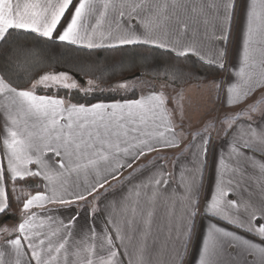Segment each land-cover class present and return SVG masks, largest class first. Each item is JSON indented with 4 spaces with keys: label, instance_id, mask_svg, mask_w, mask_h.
Listing matches in <instances>:
<instances>
[{
    "label": "snow or ice",
    "instance_id": "obj_1",
    "mask_svg": "<svg viewBox=\"0 0 264 264\" xmlns=\"http://www.w3.org/2000/svg\"><path fill=\"white\" fill-rule=\"evenodd\" d=\"M240 2L241 0H204L198 8L192 10L191 22L185 21L183 27L177 26L175 28V39L170 38L167 43L155 44L156 37L152 34L151 21L144 25L145 30L140 35L132 30L117 39L120 45H154L159 48H167L177 58L195 57L206 67L214 68L217 72L228 73V76L221 78L219 81H212L210 83L211 87L221 91L227 87L229 93H236L237 101L241 97L246 101L257 87H264V79L252 84L245 80L243 86L231 82L235 77H245V69L248 67L250 58V44L256 34L255 12L252 10L253 6L245 0L247 29L242 28L240 35L243 61H241L238 49L236 59L230 65L228 60L230 55L229 43L232 39L231 30ZM70 6L73 8L70 19L60 31H57L61 19ZM110 7L115 8L117 5L111 3V0H77L75 5H73V0H56V2L46 0L44 3H41V0H0V61H2L0 71L5 74L0 76V94L11 97L13 103L20 105L25 115L34 120V128L36 125L39 126L37 131L27 133L26 139H18L20 133L13 130V127L17 125V120L12 117L7 106H5L4 111L8 113V119L11 120L13 127H6L7 138L3 141L8 150V163L4 169H0V214H5L10 207L3 181L5 170L10 181L17 178L31 177L40 179L41 186H43V181H53V176L45 171L46 169L50 170L48 162L44 159V155L48 151L52 152L55 157L60 158L52 165L60 175H63L66 165H75L74 168L69 167L68 171L75 173L77 176L95 174L97 171L107 173L102 180L92 183L90 187L85 189V192L91 195L97 190V187H103L109 177L116 178L121 168L131 167V162L145 155L146 152L154 151L158 146H175V140L154 139L152 134V129L161 122L162 110L168 112L169 115L173 111L165 108L166 99L163 96L153 94L141 96L137 99L113 100L107 103L97 102L90 105L82 103L69 104L66 106L62 98L36 95L35 87L36 85L47 87L49 82L63 84L68 78L67 73L61 72L55 76L42 75L30 90L17 91V88L12 87L8 82L11 79L8 74L12 71L10 57L14 53L17 58L27 54L24 46L19 45L13 36L14 30L34 32L39 37L48 40H56L71 45H83L91 49L96 47L97 44L93 39L95 29L89 27L88 21L90 18H95V23L98 25L100 19L103 18L100 9L107 11ZM172 7L183 8L187 6L182 0H172ZM98 13L99 18H96ZM164 19L167 20L168 17ZM158 26L166 25L158 22ZM209 38L213 40L214 44L218 42L219 46L211 49L213 53L211 59H205L207 53L201 55L200 44ZM238 65L240 71L233 74L231 69L236 68ZM169 71L176 74L181 70L173 65ZM5 76H8V79ZM88 83L91 84L92 82L89 81ZM63 86L74 88L75 84H63ZM117 86L125 87L126 82H121ZM180 99L178 93L174 101V111L176 113L182 111ZM261 104H264V94L249 107L248 111H256ZM180 118L182 121L183 118ZM168 123L171 122L168 121ZM213 126H215V122ZM167 130L165 128V131ZM165 131H160L159 136L164 137ZM171 134L176 135L174 131ZM210 141L209 130L205 129L200 136V148L196 154L198 159L206 153V145ZM260 143L264 144V134H262ZM193 147L195 146L193 145ZM244 147L250 148L252 145L244 142ZM33 157H35V160H33ZM125 157L130 159L128 162L122 163L121 161ZM31 163L37 165L35 170L28 167V164ZM200 163L202 164L203 161L201 160ZM165 172L166 170L160 169L158 165L147 182L141 181L139 189L133 186V194L137 197L135 202L128 197L121 196L119 200L115 201L114 205L107 206L106 210L111 213L112 208L116 207L126 211L130 226L139 218L140 222L145 225V234H147V229L151 224V207L166 198L171 199L167 195L169 189L165 187L170 177ZM145 191L148 197L147 200L141 198V192ZM199 191L200 188L195 179L183 185V213L179 221L180 243L170 252L171 264H184L183 257L188 244L192 240L196 217L202 211L199 202ZM85 192L66 193L57 196L56 191L53 190L50 195L37 194L32 196L23 203V207L25 210H29L33 205L43 206L46 203L70 204L72 200L68 198L69 195H72L76 200H82L85 199ZM225 195L224 188L221 184H218L217 195L204 202L203 214L223 218L237 228L264 238V199H261L258 205L244 202L243 213L233 212L228 215L225 209L230 210L236 202L225 201ZM262 195H264V192H262ZM88 211L91 215L94 209ZM31 220L32 214L29 212L28 218L19 224L18 233H30ZM113 223H115L114 220ZM0 227H2V224H0ZM116 227L119 229L118 224ZM173 227H175V223ZM89 233H91V226H89ZM117 234L119 235V232ZM43 235L47 237V233ZM209 235L214 237V243L210 246L207 239H201L199 264H215V248L218 247L215 237L217 236L230 238V242L235 241L246 251H259L264 254V248H260L259 245L244 239L235 232L226 231L216 225L211 226ZM64 236H67V232L64 233ZM22 238L29 241L27 248L32 250L31 256L37 261V264H53L57 259V256L53 254H59L60 250L65 247L64 243H59L58 246L53 247L51 239L45 244V240L41 238L39 233H31L23 237L20 235L14 236L5 240L4 247L7 249V246L11 245V249H8V255L15 256V264H21V259L25 256L22 248ZM131 238L129 236V239ZM87 239H91V236L86 234L82 238V243ZM104 240L109 245L107 248L109 260L105 261L97 254V260L93 261L89 255L85 257L84 264H123L121 260L117 259L115 245L109 238L107 231H104ZM44 249H47V259L41 257V251ZM87 252L89 254L93 252L91 246H88ZM4 255L5 253L0 251V264H6ZM142 255L143 249H141V259L138 264H143ZM23 264H29V261L24 259Z\"/></svg>",
    "mask_w": 264,
    "mask_h": 264
},
{
    "label": "crops",
    "instance_id": "obj_2",
    "mask_svg": "<svg viewBox=\"0 0 264 264\" xmlns=\"http://www.w3.org/2000/svg\"><path fill=\"white\" fill-rule=\"evenodd\" d=\"M44 2L46 0H41V3ZM182 2L187 7L173 8L172 0H111V3L117 7H110L107 11L100 9L103 18L100 19L98 25L95 23V18H90L88 21L89 27L95 29L93 39L97 44L91 50L131 46L120 45L117 38L132 30L140 35L145 30L144 25L150 21L153 29L152 34L156 37L155 44L167 43L170 38L174 40L175 28L177 26L183 27L185 21L191 22L192 10L198 8L204 0H182ZM76 3L77 0H73V5ZM247 3L253 6L252 10L255 12L256 34L250 44V58L248 67L245 69V77H235L231 81L238 86H243L245 80L252 84L264 79V0H247ZM72 11L73 8L70 6L61 19L57 31L65 26ZM165 17L168 19L165 20ZM96 18H99V13L96 14ZM158 22H162L166 26H158ZM242 28L247 29L245 0H241L232 25L228 60L230 65L236 59L238 49L241 61H243V48L240 41ZM133 45L159 48L154 45ZM75 46L89 49L83 45ZM217 46H219L218 42L214 44L211 38L207 39L200 44L201 55L207 53L205 59H211L213 55L211 49ZM159 49L168 51L167 48ZM239 71V65L231 69L233 74ZM153 94L163 96L166 99L165 108L173 110L171 115L162 110L161 122L152 129L153 138L175 140V146H158L156 150L146 152L145 155L132 161L131 167L121 168L116 178L109 177L107 183H104L103 187H97V190L91 195H88L85 189L90 187L92 183L102 180L107 175L106 172L97 171L95 174L77 176L68 171L69 167L74 168L75 165H66L63 175H60L56 168L52 167L54 162L60 158L55 157L50 151L46 152L44 159L48 162L50 170L46 169L45 171L53 176V181H43V191L31 195L28 199L37 194L50 195L53 190L56 191L57 196L66 193L85 192V199L76 200L72 195H69L68 198L72 200L70 204L46 203L43 206L33 205L29 210H25L22 206L18 212L19 218L14 221L17 228L12 234L0 235V251L5 253L6 264H15V256L8 255V249H11V245H8L6 249L4 247L5 240L17 235L23 237L31 233L41 234L45 244L51 239L53 247L58 246L59 243H64V249H61L59 254H53L57 256L53 264H84L86 256L90 255L91 259L96 261L97 254L101 259L107 261L109 260L107 254L109 245L104 240V231H107L109 238L113 241L117 259L121 260L123 264H138L141 259V249H143V264H171L170 252L180 243L179 221L183 213V185L190 183L193 179L200 188L199 202L202 211L196 217L192 240L187 246L183 261L190 250L191 256L188 264H199L201 239H207L210 246L214 243V237L209 235L212 225L235 232L244 239L259 245L260 248H264V238L237 228L223 218L203 214L204 202L217 195L218 184H221L226 193L224 200L236 202L230 210L225 209L228 215L233 212L243 213L244 202L258 205L261 199H264V195H262L264 192V144L260 143L262 134H264V104H261L256 111L251 112L247 119L239 120L234 124L229 133L226 134L225 139L220 140L217 149L213 148L211 157H208L210 144L208 143L206 153L198 159L196 154L200 148V137L195 138L185 150L180 152L183 147L181 143L182 133L180 132L183 131V128L179 127L177 114L174 108H171L173 104L168 96L160 91H145L141 93L140 97ZM262 94H264V87H257L246 101L242 97L237 101L236 93H229L225 87L222 96L223 106L231 113L249 112V107L257 102ZM65 105L69 104L65 103ZM5 106H7L12 117L17 120L15 127L8 119V113L4 111ZM168 121L171 123L169 124ZM33 125L34 120L25 115L20 105L13 103L11 97L0 94V169H4L8 163V150L3 143L7 138L6 127H13V130L20 133L18 139L24 140L27 133L38 130L39 126L36 125L34 128ZM165 128L168 130L165 131ZM160 131H165L164 137L159 136ZM173 131L176 133L175 136L171 134ZM244 142L251 144L252 147H244ZM129 159L125 157L121 162H128ZM201 160L203 161L202 164L200 163ZM158 165L160 169L166 170L165 174L170 177L165 187L169 189L167 195L171 199L166 198L151 207V224L147 229V234H145V225L140 222L139 218L130 226L126 211L113 207L109 213L106 209L107 206L114 205L121 196L128 197L135 202L137 197L133 194V186L139 189L141 181L147 182ZM28 167L35 170L37 165L31 163L28 164ZM5 174L9 180L6 170ZM3 181L6 193L5 176H3ZM203 192L204 198L202 197ZM141 198L143 200L148 199L146 191L141 192ZM89 209H94L91 215H89ZM29 212L32 214L31 232L20 234L18 233V226L24 219L28 218ZM174 223L175 227H173ZM117 224L119 229L116 227ZM89 226H91V233H89ZM195 231H197L196 235L193 234ZM65 232H67V236H64ZM44 233H47V237L43 235ZM86 234L90 235L91 239L84 240L82 243V238ZM129 236L132 238L129 239ZM215 242L218 244V247L215 248V264H264V254L259 251H246L235 241L230 242L228 237L217 236ZM28 243L27 239L22 238L25 256L21 259V264H23L24 259H27L29 264H37V261L31 256L32 250L27 248ZM88 246L93 249L91 254L87 252ZM41 257L47 259V249L41 251Z\"/></svg>",
    "mask_w": 264,
    "mask_h": 264
},
{
    "label": "trees",
    "instance_id": "obj_3",
    "mask_svg": "<svg viewBox=\"0 0 264 264\" xmlns=\"http://www.w3.org/2000/svg\"><path fill=\"white\" fill-rule=\"evenodd\" d=\"M13 36L19 45L24 46L27 54L17 58L14 53L10 57L12 71L8 74L11 77L8 82L11 86L17 88V91L30 90L40 76L64 72L74 77L81 89L37 87L35 93L62 98L67 104L90 105L140 98L138 90L121 91L117 86L121 82L130 81L136 74L178 88L191 83L219 81L223 75V72L201 64L195 57L177 58L169 51L150 46L131 45L91 50L48 40L34 32L14 30ZM173 65L181 71L172 74L169 69ZM2 75L5 74L0 71ZM5 78L8 79V76ZM89 81L94 83L92 89L88 87ZM4 176L10 207L5 214H0L2 227L7 222L17 221L23 203L31 195L43 191L40 179L25 177L10 181L6 174Z\"/></svg>",
    "mask_w": 264,
    "mask_h": 264
},
{
    "label": "rangeland",
    "instance_id": "obj_4",
    "mask_svg": "<svg viewBox=\"0 0 264 264\" xmlns=\"http://www.w3.org/2000/svg\"><path fill=\"white\" fill-rule=\"evenodd\" d=\"M226 74L227 73L223 72L221 78L226 77ZM55 75L58 74H53L50 76ZM67 77L68 78L63 82V84L72 85L74 83V88H65L63 84H55L51 82H49L47 87L44 85H36L35 88H65L69 90L81 89V85L76 82L74 77L68 74ZM210 83L211 82L200 84L191 83L184 88H178L164 82L153 81L149 78H141L140 74H136L134 77H131L130 81H126L125 87H120V89L121 91H130L132 89H136L139 91L140 95L145 91H160L170 99V102L173 104L171 105V108H174V101L177 94L179 93L181 97L180 105L182 111L176 114L179 127L183 128V131L180 132L182 133L181 143L183 146L180 152L185 150L187 145L193 142L195 138H199L204 133L205 129H208L211 136V141L208 147V157H211L213 148L215 147L217 149L220 140L225 139L226 134L229 133L234 124H236L239 120L247 119L251 112L239 111L236 113H231L227 111L226 108H224L222 101L224 89L222 91L220 90L219 92L217 88L211 87ZM93 86L94 83L88 85V87H91V89ZM180 117L183 118L182 121ZM214 122L215 126H213ZM205 181L206 179L204 182ZM202 195L204 198V192ZM14 224V221L5 223L0 229V235L12 234L14 229L17 228V224ZM193 234L196 235L197 231H195ZM190 256L191 253L189 250L184 260V264L189 263Z\"/></svg>",
    "mask_w": 264,
    "mask_h": 264
}]
</instances>
